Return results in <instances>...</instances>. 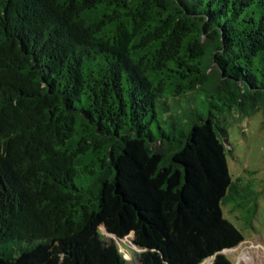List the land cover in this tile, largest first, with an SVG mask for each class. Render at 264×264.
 I'll list each match as a JSON object with an SVG mask.
<instances>
[{
    "label": "trees",
    "instance_id": "16d2710c",
    "mask_svg": "<svg viewBox=\"0 0 264 264\" xmlns=\"http://www.w3.org/2000/svg\"><path fill=\"white\" fill-rule=\"evenodd\" d=\"M259 112L264 0H0V264H232Z\"/></svg>",
    "mask_w": 264,
    "mask_h": 264
},
{
    "label": "rangeland",
    "instance_id": "374dc122",
    "mask_svg": "<svg viewBox=\"0 0 264 264\" xmlns=\"http://www.w3.org/2000/svg\"><path fill=\"white\" fill-rule=\"evenodd\" d=\"M261 112L244 118L239 123L227 125L230 137L228 168L233 181L242 178L243 183L253 181L252 186L258 192V211L252 227L246 228L236 214L230 212V206L222 205L224 217L242 231L245 240L233 251L227 252L232 264H264V129ZM101 233L107 240H114L120 247L129 264H139L137 253L140 250L133 244L132 235L119 240L108 234L104 227ZM208 260L204 264H211Z\"/></svg>",
    "mask_w": 264,
    "mask_h": 264
},
{
    "label": "water",
    "instance_id": "95a60500",
    "mask_svg": "<svg viewBox=\"0 0 264 264\" xmlns=\"http://www.w3.org/2000/svg\"><path fill=\"white\" fill-rule=\"evenodd\" d=\"M234 249H231V250H229L228 252H231V251H233Z\"/></svg>",
    "mask_w": 264,
    "mask_h": 264
}]
</instances>
